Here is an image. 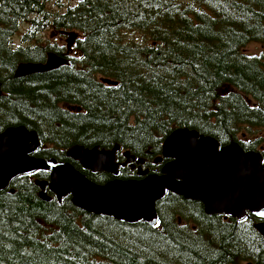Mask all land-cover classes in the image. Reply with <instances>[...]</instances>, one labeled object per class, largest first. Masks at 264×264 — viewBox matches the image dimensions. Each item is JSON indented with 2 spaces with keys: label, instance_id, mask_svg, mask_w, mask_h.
<instances>
[{
  "label": "trees",
  "instance_id": "trees-1",
  "mask_svg": "<svg viewBox=\"0 0 264 264\" xmlns=\"http://www.w3.org/2000/svg\"><path fill=\"white\" fill-rule=\"evenodd\" d=\"M47 2L0 0V132L36 131L35 156L78 169L64 158L75 144L153 156L178 127L221 145L242 126L264 129V50H244L264 48V0H78L63 11ZM44 29L76 31L72 53ZM124 29L147 41L123 40ZM50 52L68 63L14 75ZM82 172L99 184L112 179ZM37 179L49 172L19 175L0 191V264H264V238L250 221L208 215L200 202L166 191L155 225L128 224L84 211L70 195L43 201Z\"/></svg>",
  "mask_w": 264,
  "mask_h": 264
},
{
  "label": "water",
  "instance_id": "water-1",
  "mask_svg": "<svg viewBox=\"0 0 264 264\" xmlns=\"http://www.w3.org/2000/svg\"><path fill=\"white\" fill-rule=\"evenodd\" d=\"M65 33L68 54L78 34ZM67 63L66 57L50 52L43 62L19 63L14 75L23 77ZM101 82L116 84L108 78H101ZM39 146L36 131L23 125L9 126L0 132V191L19 175L46 170L49 179L36 180L43 201L50 199L48 192L57 200L70 195L74 206L123 223L155 225L156 203L166 191L186 200L200 201L207 214L224 213L239 220L248 210L264 216V159L259 153L244 152L236 141L220 146L209 135L178 127L162 141L161 156L169 161L163 164L160 173H148V169L141 167L144 158H136L129 150L122 152L125 160L118 162L116 152L121 150L118 144L112 148L75 144L65 150V156L77 161L82 169L110 174L112 179L104 184L93 182L68 161L35 156L33 153ZM127 163L131 167L138 164L139 178L119 177V166ZM254 228L264 235V222L254 224Z\"/></svg>",
  "mask_w": 264,
  "mask_h": 264
},
{
  "label": "flooded vegetation",
  "instance_id": "flooded-vegetation-1",
  "mask_svg": "<svg viewBox=\"0 0 264 264\" xmlns=\"http://www.w3.org/2000/svg\"><path fill=\"white\" fill-rule=\"evenodd\" d=\"M247 134H248V132L242 131V132L239 133V135L237 134V140H233V141H236L244 152H256V153H259L260 156L262 157V159H264V143L260 144V142H259L260 139L256 138L255 136L253 138H250V137L247 136ZM230 142H232V141H230ZM226 144H228V143H226ZM226 144H223V145H226ZM219 145L223 146L220 143H219ZM123 151L124 150L121 148V150L116 152V160L118 162H120V163L125 160V158H124V156L122 154ZM159 156H161V150H160V153H158L156 155H153V156H151L150 153H148L147 155L144 154V155L140 156V157L144 158V162L142 163L141 167L143 169H145V168L148 169V173H154V172L160 173V170H161L163 164L165 162L169 161V159L165 158L164 156H161V159H159ZM64 158L71 159V158H67L65 156V153H64ZM136 158H139V157H136ZM64 161H68V160H64ZM71 161L76 163V165H77L76 167H78L79 171H81V172L82 171L89 172L92 175L97 174V173H91L89 170L82 169V166L77 161H75L73 159H71ZM137 167H138V164H136L134 167H131L130 163H127L124 166H119V169L122 168V169H124L125 172L132 171L133 173L136 174ZM98 173H100V172H98ZM104 173H106V172H104ZM119 177H120V172H119ZM136 178H139L137 176V174H136ZM122 179H126V178H122ZM128 179H130V178H128ZM109 180H111V179H109ZM70 198H71V196H70ZM191 201H193V200H191ZM195 202L199 203L200 201H195ZM200 205H202V208H203V204L201 203ZM208 215H219V216H221L223 218V220L235 219L233 216H230V215H227V214H224V213H221V214H208ZM239 220H246L247 222L250 221L249 223H251L252 227L254 228V224L264 222V216L254 215V214H251L248 210H246L244 216L241 219H239ZM178 221L180 222L181 220L178 219ZM254 230L261 237L264 238V235H261L255 228H254Z\"/></svg>",
  "mask_w": 264,
  "mask_h": 264
},
{
  "label": "rangeland",
  "instance_id": "rangeland-1",
  "mask_svg": "<svg viewBox=\"0 0 264 264\" xmlns=\"http://www.w3.org/2000/svg\"><path fill=\"white\" fill-rule=\"evenodd\" d=\"M77 1L78 0H48L47 5L53 11H63L67 7L73 6ZM26 28H27L26 23H23L22 25H20L18 33L15 34L14 38L12 39L14 45H17L18 43H20L19 32L22 33L23 30H25ZM43 31H44L45 35H48L47 40L49 39L51 42L58 41L60 43L66 44V37H67L66 33L59 34L57 32H53L52 34H50V33H48V30H46V29H44ZM146 38H147V35L144 34L142 31H139V30L124 29L122 31V39L125 41L144 43L147 41ZM244 50L247 51L248 53L256 54V53H259L260 51L264 50V48L260 43L251 42L244 47ZM69 53H72L71 49H70ZM242 131L248 132L247 136L250 138H253L255 136L256 138L260 139L259 140L260 144L264 143V129H259L258 127H255L254 129L250 130V129H246L244 126H242L238 130L237 134L239 135V133Z\"/></svg>",
  "mask_w": 264,
  "mask_h": 264
}]
</instances>
